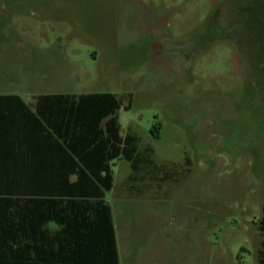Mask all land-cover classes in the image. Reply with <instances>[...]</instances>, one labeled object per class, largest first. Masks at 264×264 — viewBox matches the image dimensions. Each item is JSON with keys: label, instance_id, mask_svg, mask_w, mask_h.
<instances>
[{"label": "rangeland", "instance_id": "1", "mask_svg": "<svg viewBox=\"0 0 264 264\" xmlns=\"http://www.w3.org/2000/svg\"><path fill=\"white\" fill-rule=\"evenodd\" d=\"M0 93L116 95L120 264H259L264 0H0Z\"/></svg>", "mask_w": 264, "mask_h": 264}, {"label": "trees", "instance_id": "2", "mask_svg": "<svg viewBox=\"0 0 264 264\" xmlns=\"http://www.w3.org/2000/svg\"><path fill=\"white\" fill-rule=\"evenodd\" d=\"M3 98L25 103L19 96ZM34 103L41 130L55 139L57 147L75 152L80 158L75 160L77 165L82 162L89 168L84 172L96 189H82L81 194L97 198L94 203L104 212L92 221H59L56 218L26 221L19 215L17 192L0 193V264H50L49 257L59 264H91L92 261L119 264L112 214L109 205L104 204L106 193L114 187L112 163L128 161L131 180H137L141 172L148 173L151 164L149 158L138 154L136 136L122 137L119 100L111 93L53 94L40 95ZM57 112L63 114H55ZM79 148L89 149L90 163L77 153ZM93 164L97 166L96 171L91 167ZM50 221L61 229L50 232L46 226ZM259 227L264 233V206ZM81 246L87 247L79 250ZM46 249L56 250L51 253ZM258 263L264 264V242Z\"/></svg>", "mask_w": 264, "mask_h": 264}, {"label": "crops", "instance_id": "3", "mask_svg": "<svg viewBox=\"0 0 264 264\" xmlns=\"http://www.w3.org/2000/svg\"><path fill=\"white\" fill-rule=\"evenodd\" d=\"M10 95L19 96L25 103L13 98H3ZM34 102L31 99L26 102L18 94L0 93V193L7 194L10 190L17 192L19 215L26 221L56 218L59 221L81 222L85 219L92 221V218L100 217L101 212L102 216L103 209L94 203L97 198L81 194L82 189H96L90 176L85 174L89 168L82 162L77 165L76 161L80 158L75 152L57 147L55 139L41 130ZM77 153L90 163L89 149L79 148ZM91 167L97 170L96 165ZM131 179L132 173L128 181L132 185L138 182V178ZM107 193L104 204L109 205L113 219L112 205L107 200ZM46 226L52 233L61 229L54 221L48 222ZM114 231L119 257L115 224ZM86 247L81 246L79 250ZM46 250L52 253L56 249ZM49 259L50 264H59L53 258Z\"/></svg>", "mask_w": 264, "mask_h": 264}]
</instances>
